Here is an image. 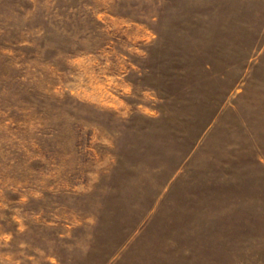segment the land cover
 Listing matches in <instances>:
<instances>
[{
	"label": "rangeland",
	"instance_id": "1",
	"mask_svg": "<svg viewBox=\"0 0 264 264\" xmlns=\"http://www.w3.org/2000/svg\"><path fill=\"white\" fill-rule=\"evenodd\" d=\"M0 264H264V0H0Z\"/></svg>",
	"mask_w": 264,
	"mask_h": 264
}]
</instances>
